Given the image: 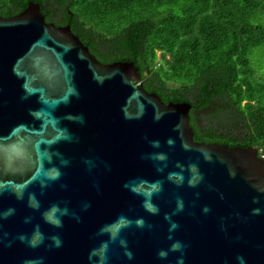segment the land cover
Returning a JSON list of instances; mask_svg holds the SVG:
<instances>
[{
    "label": "water",
    "instance_id": "1",
    "mask_svg": "<svg viewBox=\"0 0 264 264\" xmlns=\"http://www.w3.org/2000/svg\"><path fill=\"white\" fill-rule=\"evenodd\" d=\"M39 9L0 17V264H264L257 149L195 142L190 104H165L132 62H99Z\"/></svg>",
    "mask_w": 264,
    "mask_h": 264
},
{
    "label": "trees",
    "instance_id": "2",
    "mask_svg": "<svg viewBox=\"0 0 264 264\" xmlns=\"http://www.w3.org/2000/svg\"><path fill=\"white\" fill-rule=\"evenodd\" d=\"M29 2L99 62H132L165 104H190L195 142L264 156V0H0V17Z\"/></svg>",
    "mask_w": 264,
    "mask_h": 264
},
{
    "label": "clouds",
    "instance_id": "3",
    "mask_svg": "<svg viewBox=\"0 0 264 264\" xmlns=\"http://www.w3.org/2000/svg\"><path fill=\"white\" fill-rule=\"evenodd\" d=\"M168 143H169V144H172L173 141L169 140ZM154 146H157V147H158V146H159V145H158V142H156ZM160 158L163 159L164 157L161 156ZM157 191H159V186H158V184H154V185L151 186V191H149L148 193L145 194V195L148 197V199L146 200V203H145V207H146L149 211H152V212L157 211V209L155 208L154 205H152V204L150 203V197H151L152 194H154V193L157 192ZM181 209H182V205H181ZM59 211H60V210L58 209V207L53 206V208L51 209L50 213H49V214H46V219H47L50 223H52L54 226H56V227H60L61 224H62V221H61V219H60L59 217L62 216V215H66V214H67V210L65 209L62 213H60V215H57V213H58ZM205 211H207V209H205ZM259 211H260L259 209H255V210H254V214H259ZM117 223H119L120 225H122V226H124V227H127V226H129V225L131 224V222L128 221V220H127L126 218H124V217H121ZM136 224H137V226L142 227L143 224H144V222H143V220H137V221H136ZM175 227H176V225L174 224V225H173V228H175ZM112 238L115 239L116 237L113 236ZM21 239H24V238L22 237ZM41 239H42V237H41ZM51 239L54 241V243H55V245H56L57 247L60 246L61 241L59 240L58 237L53 236ZM122 243H123V242H122ZM102 247H104L105 250H106V249H107V244L103 245ZM180 248H181V245H180L179 243H175V244L172 246V250H174V251H175V250H179ZM127 255L129 256V258H131V253H127ZM159 255H160L161 258H165V257L167 256V253L162 251V252L159 253ZM104 264H106V260H105ZM177 264H183V259L178 260ZM241 264H243V260H242V258H241Z\"/></svg>",
    "mask_w": 264,
    "mask_h": 264
},
{
    "label": "built area",
    "instance_id": "4",
    "mask_svg": "<svg viewBox=\"0 0 264 264\" xmlns=\"http://www.w3.org/2000/svg\"><path fill=\"white\" fill-rule=\"evenodd\" d=\"M261 158H264V156H262Z\"/></svg>",
    "mask_w": 264,
    "mask_h": 264
}]
</instances>
